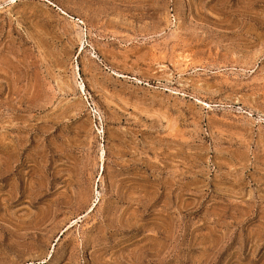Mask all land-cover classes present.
Listing matches in <instances>:
<instances>
[{
	"label": "rangeland",
	"instance_id": "1",
	"mask_svg": "<svg viewBox=\"0 0 264 264\" xmlns=\"http://www.w3.org/2000/svg\"><path fill=\"white\" fill-rule=\"evenodd\" d=\"M0 264H264V0H0Z\"/></svg>",
	"mask_w": 264,
	"mask_h": 264
}]
</instances>
